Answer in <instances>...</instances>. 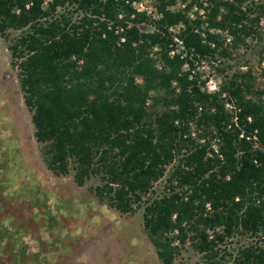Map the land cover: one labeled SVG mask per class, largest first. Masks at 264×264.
I'll return each instance as SVG.
<instances>
[{"label":"trees","instance_id":"obj_1","mask_svg":"<svg viewBox=\"0 0 264 264\" xmlns=\"http://www.w3.org/2000/svg\"><path fill=\"white\" fill-rule=\"evenodd\" d=\"M126 1L54 0L45 8L43 0H0V34L23 32L9 50L20 69L35 139L49 145L48 169L57 176L73 171L80 187L99 178L97 197L121 214L144 202L145 228L164 264H173L189 240L212 264H222L217 259L232 255L220 247L239 236L256 241L238 251L234 264H264V89L255 101L248 99L256 79L249 71L232 76L216 95L203 93L198 80L182 72L184 61L170 57L175 43L168 33L183 23L178 37L195 60L227 58L228 46L211 30L228 31L234 49L260 39L264 5L243 10L249 0H210L202 21L188 16L196 0L177 13L169 8L188 0H155L162 19L155 31L144 32L140 26L149 20ZM61 7L68 8L60 14ZM79 12L84 16L74 22ZM119 28L123 32L116 34ZM223 94L240 110L246 135L257 132L259 148L241 140L236 127L228 129ZM193 121L202 130L199 137L209 141L215 133L221 140L218 154L210 143L184 140ZM184 148L188 153L167 180V192L152 196ZM13 183L8 198L27 190L39 195L37 185H22L20 178ZM6 184L0 182V194ZM23 235L28 231L22 226L0 223V264L8 258L11 264H50L41 252H30Z\"/></svg>","mask_w":264,"mask_h":264},{"label":"rangeland","instance_id":"obj_2","mask_svg":"<svg viewBox=\"0 0 264 264\" xmlns=\"http://www.w3.org/2000/svg\"><path fill=\"white\" fill-rule=\"evenodd\" d=\"M260 5H264V0L247 3L245 8L256 9ZM67 8H59L58 13L65 12ZM174 10L177 11L178 7ZM83 16L80 12L76 13L73 21L78 22ZM251 17H256V14ZM261 19L263 24L257 26L260 39L249 38L237 49L228 46L230 56L227 58L217 56L220 64L216 80L220 91L232 76L239 73L245 75L249 71L256 79L248 99L255 101L257 93L263 91L264 67L261 63L264 55L261 54L264 48V13ZM140 28L144 32L154 31V27L148 23ZM22 35L23 32L14 30L0 34V182H7L3 195L0 194V206L3 208L0 223L22 226L28 231L23 238L30 252H41V256L47 257L50 264H164L145 228L144 202L132 213L121 214L107 200L97 197L96 188L101 185L99 178H92L80 187L74 180L73 171L68 176H57L48 169L51 158L49 145H40L35 139L32 114L25 105L20 85V69L13 66L9 50V46ZM243 67H247L248 71H244ZM191 133H197V138L184 140L202 145L218 144L214 136L209 141L199 137L202 130L197 122L189 126L186 135ZM14 143L17 144L16 149ZM187 151L184 148L179 156L176 155V159L167 167L165 177L154 186L153 192L157 194L152 193V196L167 192V180ZM14 178H20L21 184L30 188L39 186V195L35 196L32 190H27L8 198L16 187ZM46 212H52V218L46 219ZM252 241L256 240L241 236L228 240L220 249L228 251L232 257L217 261L234 264L239 256L238 251L247 248ZM174 245L180 247L177 242ZM180 250L173 264H212L194 248L190 240ZM2 264H11L10 258Z\"/></svg>","mask_w":264,"mask_h":264},{"label":"built area","instance_id":"obj_3","mask_svg":"<svg viewBox=\"0 0 264 264\" xmlns=\"http://www.w3.org/2000/svg\"><path fill=\"white\" fill-rule=\"evenodd\" d=\"M44 1V7H48L53 0H43ZM106 1V0H102ZM119 1V0H115ZM229 1L231 3L234 2V0H225ZM257 2V0H249L247 1L243 6V10H246V4L247 3H253ZM126 3L130 5V7L138 14H143L146 16V18L149 20L150 24L154 27V31L157 28V24L162 19V14L157 9V4L155 0H127ZM192 3V0H188L186 3L184 2H177V4L169 10L173 13L177 12H185L187 11L188 5ZM210 0H196L195 3L192 5L191 10L188 11V16L190 20H197L200 19L202 21H205L209 14V8H210ZM175 7H178V10H174ZM123 16L119 15V20H122ZM262 19H260L259 25L263 24ZM185 26L183 23L178 24L177 26L170 27L168 29V33L172 36V39L175 43L174 48L169 53L171 58H174L176 56H179L181 60L184 61L182 72L183 73H189L191 80H198L199 87L201 88V91L203 93H207L210 95H216L220 93V87L217 83V68L220 64V61L215 58H209V59H202V60H195L194 54L192 52H188L186 50V47L183 43V41L178 37L183 31H185ZM123 29L119 28L116 30V34L122 33ZM198 33V31H196ZM211 33L213 34H219L222 36V39L225 41V46H232L233 44V37H231L228 33V31H216L211 30ZM202 37L206 39V35L204 32H202ZM121 44L126 43V38L122 37L120 40ZM213 48L215 47L214 44L211 45ZM158 49H154V52H157ZM155 54H152V57H154ZM262 67H264V61L261 63ZM159 69H162L161 65L158 64ZM244 71H248L247 67L242 68ZM173 87L177 89V92H179L177 83L173 82ZM222 104L224 106L225 111L231 116L228 129H231L233 126L236 127L238 130L241 131L240 139H246L247 141L253 142V145L255 148H259V142L255 135L253 136H247L246 132L244 130V127L240 126L239 124V118L238 113L240 110L238 109L236 103L234 100L229 98L226 94L222 95ZM212 113H214V109L212 108ZM199 112H202V107H200ZM252 120L249 118L248 123H251ZM195 122H191L189 126H193ZM245 126V125H244ZM199 136V135H198ZM197 138V133H191V135H186L183 138ZM215 141L218 143L217 145L211 146V148L215 151L216 154L219 153V147H220V139L216 136L214 133Z\"/></svg>","mask_w":264,"mask_h":264}]
</instances>
